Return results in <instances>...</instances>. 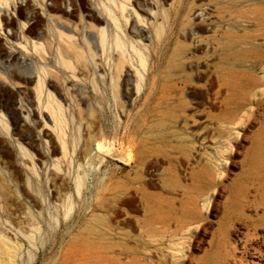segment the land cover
Wrapping results in <instances>:
<instances>
[{
	"label": "rangeland",
	"instance_id": "rangeland-1",
	"mask_svg": "<svg viewBox=\"0 0 264 264\" xmlns=\"http://www.w3.org/2000/svg\"><path fill=\"white\" fill-rule=\"evenodd\" d=\"M131 261L264 264V0H0V264Z\"/></svg>",
	"mask_w": 264,
	"mask_h": 264
},
{
	"label": "bare ground",
	"instance_id": "bare-ground-1",
	"mask_svg": "<svg viewBox=\"0 0 264 264\" xmlns=\"http://www.w3.org/2000/svg\"><path fill=\"white\" fill-rule=\"evenodd\" d=\"M122 6H123V4H122ZM107 11H108V14L110 15V17L112 18V19H114L115 20V16H114V13L112 14V10H110V9H106ZM152 12V11H151ZM154 12V11H153ZM152 12V13H153ZM128 19V18H127ZM118 20V19H117ZM116 20V21H117ZM140 20V19H139ZM142 21V20H141ZM118 22V21H117ZM141 25V24H140ZM57 27V26H56ZM140 28V27H139ZM60 32V31H59ZM103 32L105 33V31L103 30ZM103 33V34H104ZM102 33H101V42L102 43H105V38H104V36H102L103 35ZM230 34V33H229ZM65 35H67V34H65ZM105 35V34H104ZM68 36V35H67ZM231 37H230V40L229 41H233L234 39H235V36L233 37L232 35H230ZM63 37V36H62ZM70 38L72 37V35L71 36H69ZM74 37V36H73ZM69 38V39H70ZM68 39V38H67ZM116 42H117V45L118 46H122V43H121V41H120V39H119V37H117L116 38ZM227 43V45H229V42L227 41L226 42ZM74 48H77L76 46L74 47ZM78 50V49H77ZM70 52V51H69ZM120 52V51H119ZM142 52V51H141ZM121 53V52H120ZM143 53V52H142ZM245 53V51L244 50H241V51H237V50H232L231 49V54H232V56L235 58V57H237V56H242L243 54ZM140 54V53H139ZM81 56V55H80ZM120 57V56H119ZM82 58V57H81ZM46 59V58H45ZM83 59V58H82ZM140 59H141V63L142 64H144L145 63V61H144V58H141L140 57ZM79 61V60H78ZM77 62V61H76ZM71 63V61H69V63H68V60H67V65L69 66V68H71V66L73 65V64H70ZM83 63H85V62H83ZM124 63V62H123ZM127 63V62H126ZM66 65V66H67ZM85 65V64H84ZM121 65H122V63H121ZM123 66V65H122ZM130 66V65H129ZM73 67V66H72ZM124 67V66H123ZM117 68V67H116ZM73 70V69H72ZM117 70V69H116ZM119 70H117V72H118ZM118 74V73H117ZM51 76V75H50ZM119 77V76H118ZM76 78V77H75ZM81 78V77H80ZM226 79V78H225ZM38 87H37V90H38V92L40 93V94H42V93H44V90H45V87H46V82H45V79H43L42 77H38ZM50 124V123H49ZM64 143V142H63Z\"/></svg>",
	"mask_w": 264,
	"mask_h": 264
},
{
	"label": "crops",
	"instance_id": "crops-1",
	"mask_svg": "<svg viewBox=\"0 0 264 264\" xmlns=\"http://www.w3.org/2000/svg\"><path fill=\"white\" fill-rule=\"evenodd\" d=\"M149 211H150L151 217H158L160 215L159 208H157L155 206L150 207ZM121 264H136V262H133V261L127 262V263L121 262Z\"/></svg>",
	"mask_w": 264,
	"mask_h": 264
}]
</instances>
